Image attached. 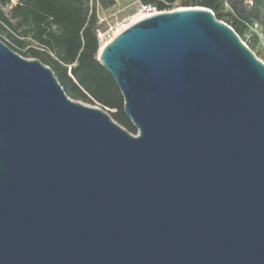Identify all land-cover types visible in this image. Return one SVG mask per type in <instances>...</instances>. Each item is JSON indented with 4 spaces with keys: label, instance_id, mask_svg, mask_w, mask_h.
<instances>
[{
    "label": "water",
    "instance_id": "1",
    "mask_svg": "<svg viewBox=\"0 0 264 264\" xmlns=\"http://www.w3.org/2000/svg\"><path fill=\"white\" fill-rule=\"evenodd\" d=\"M96 59L135 135L0 40V264H264V62L198 6Z\"/></svg>",
    "mask_w": 264,
    "mask_h": 264
},
{
    "label": "trees",
    "instance_id": "2",
    "mask_svg": "<svg viewBox=\"0 0 264 264\" xmlns=\"http://www.w3.org/2000/svg\"><path fill=\"white\" fill-rule=\"evenodd\" d=\"M154 4L159 10L175 0H139ZM182 1V7H205L218 20L228 24L257 57L264 55L259 38L253 30L258 23L264 33V0L247 6L243 0ZM9 0H0V32L4 31L9 48L25 58H35L48 66L64 92L73 100L105 109L110 117L131 134L137 130L123 110V96L112 76L96 59V31L105 27L95 15L96 0H17L5 14ZM124 7V6H123ZM122 7V8H123ZM110 15V8L103 10ZM129 12V11H128ZM126 13V12H125ZM35 42L45 50L26 47ZM53 53V56L48 53Z\"/></svg>",
    "mask_w": 264,
    "mask_h": 264
},
{
    "label": "built area",
    "instance_id": "3",
    "mask_svg": "<svg viewBox=\"0 0 264 264\" xmlns=\"http://www.w3.org/2000/svg\"><path fill=\"white\" fill-rule=\"evenodd\" d=\"M96 0V9L95 15L97 18V22L99 24L105 23L104 28H100L96 31V38H97V51L99 52L108 42H110L114 37H116L119 33L123 30L128 28L130 25L148 17L153 14L163 12V11H170V9L159 10L154 4H143L139 0L133 1V8L126 13H123L122 16L116 19L108 20L110 15H105L103 9ZM182 1L193 2L194 0H175L174 4H180ZM255 0H243V3L247 6H252ZM17 3V0H9L7 4V8L14 6ZM89 14L92 11V3L89 0ZM224 5L228 7L226 1L224 0ZM181 8V7H180ZM173 10V9H171ZM253 30L256 32L259 40L264 41V33L261 30V27L258 23H254ZM259 41V42H260ZM244 44H246L243 41ZM261 44V43H260ZM247 45V44H246ZM262 46V45H261ZM26 47H33L39 50H45L43 46L36 44L35 42L31 41L29 45ZM50 55L53 56V53L48 51Z\"/></svg>",
    "mask_w": 264,
    "mask_h": 264
},
{
    "label": "rangeland",
    "instance_id": "4",
    "mask_svg": "<svg viewBox=\"0 0 264 264\" xmlns=\"http://www.w3.org/2000/svg\"><path fill=\"white\" fill-rule=\"evenodd\" d=\"M133 1L134 0H115V5L109 7L110 8V12H112V11H114V12L112 14H110V16L108 17V20L119 18L120 16L123 15V13L130 11L133 8V6H134L133 5ZM104 3L108 6L109 0H105ZM180 7H182L181 4L172 3V4L169 5L168 9L171 10V9H177V8H180ZM3 10H4L5 14H7V15L9 14V12H8L9 9L7 7H4ZM0 34H1V38L4 41H6V42L10 41L7 38V36H6L4 31H1ZM244 42L247 44L248 43V39H245ZM259 43H261L260 45H262V48L264 50V41L261 40ZM258 58L261 61L264 62V55H262V56H260ZM85 104H87V103H85Z\"/></svg>",
    "mask_w": 264,
    "mask_h": 264
}]
</instances>
